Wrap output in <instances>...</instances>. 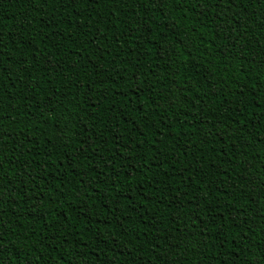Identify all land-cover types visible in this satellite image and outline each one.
Segmentation results:
<instances>
[{
	"label": "trees",
	"instance_id": "1",
	"mask_svg": "<svg viewBox=\"0 0 264 264\" xmlns=\"http://www.w3.org/2000/svg\"><path fill=\"white\" fill-rule=\"evenodd\" d=\"M2 264H264V0H0Z\"/></svg>",
	"mask_w": 264,
	"mask_h": 264
},
{
	"label": "snow or ice",
	"instance_id": "2",
	"mask_svg": "<svg viewBox=\"0 0 264 264\" xmlns=\"http://www.w3.org/2000/svg\"><path fill=\"white\" fill-rule=\"evenodd\" d=\"M0 264H2V261H0Z\"/></svg>",
	"mask_w": 264,
	"mask_h": 264
}]
</instances>
